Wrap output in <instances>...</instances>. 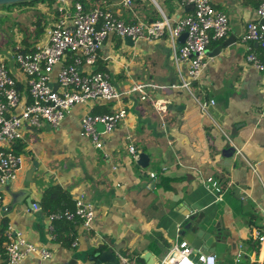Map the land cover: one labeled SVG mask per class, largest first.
I'll return each mask as SVG.
<instances>
[{
  "label": "crops",
  "instance_id": "obj_1",
  "mask_svg": "<svg viewBox=\"0 0 264 264\" xmlns=\"http://www.w3.org/2000/svg\"><path fill=\"white\" fill-rule=\"evenodd\" d=\"M86 1L87 8L96 6ZM102 1L127 24L151 23L166 16L174 27L192 11L180 0H161L160 8L152 0H135L131 6L121 0ZM211 1L228 15L230 31L208 46L211 59L190 88L168 87L188 74V64L173 58L176 46L183 43L180 37L174 46L167 29L159 40H135L130 46L124 38L111 35L99 52L96 68L108 73L123 92L120 100L76 105L57 128L45 123L23 129L22 137L11 145L18 149L23 144L18 150L22 168L15 181L2 186L0 260L5 257L8 224L14 234L22 232L29 242L51 251L50 258L30 255L22 264H89L96 249L110 244H117L120 258L147 264L145 253L151 252L158 261L164 258L184 238L182 229L191 218H208L213 224L222 218L227 236L216 245V264H236L239 254L238 264H264V240H260L264 235V74L247 59L250 51L260 53L261 46L243 42L247 24L258 19L257 9L264 0ZM39 3L29 10L36 18L31 28L20 27L27 39L21 36L11 47L0 44V58H6L25 95L27 77L13 55L18 48L36 49L47 43L48 26L43 25L38 40L31 35L37 16L49 15L53 21L59 16L55 0ZM26 8L21 5L17 11ZM6 15L0 12V22ZM11 26L16 28L15 23ZM59 70L57 65L50 75L53 84L58 83ZM139 82L163 88L149 90L151 98L143 100L140 93L130 91ZM197 98L215 99V104L202 111ZM154 101L181 107L161 112ZM119 107L127 108L128 117L104 136L103 149L96 148L81 134L83 115L111 113ZM130 144L137 153L150 156L147 167L136 162ZM161 175L167 177L165 183ZM210 176L224 188L220 197L207 185ZM52 186L59 188L53 194ZM81 195L95 207L92 230L87 231L79 220L50 218L55 208L74 209Z\"/></svg>",
  "mask_w": 264,
  "mask_h": 264
},
{
  "label": "built area",
  "instance_id": "obj_2",
  "mask_svg": "<svg viewBox=\"0 0 264 264\" xmlns=\"http://www.w3.org/2000/svg\"><path fill=\"white\" fill-rule=\"evenodd\" d=\"M55 1L59 16L46 28L47 43L38 45L33 51L13 55L20 71L27 77L28 95L20 91L6 58H0V206L5 200L2 186L15 181L22 168L23 158L11 145L22 137L24 128H41L45 123L57 128L76 105H85L96 99L116 101L122 97L123 92L113 84L109 74L96 68L99 52L109 36H131L134 40L152 42L161 39L168 29L169 38L176 46L177 39L186 32L185 42L176 46L173 58L178 63L188 64V74L180 83L168 87L190 88L208 66L211 59L207 56L208 46L227 37L230 31L228 15L217 10L211 0H180L183 5L194 4V9L179 19L174 27L166 16L151 23L127 24L108 7L86 8L82 0ZM134 1L121 0V3L131 6ZM152 1L160 8L161 0ZM257 15V20L247 24L243 42H256L264 49V24L260 23L264 18V2L257 9ZM247 59L264 74V57L250 51ZM57 65H60L59 87L54 89L50 75ZM84 65L93 69H80ZM157 88L163 86L139 82L130 91L140 93L145 100L151 98L149 90ZM197 102L204 111L215 104V99L197 98ZM154 104L159 111H167L166 103L154 101ZM127 117L125 107L111 113L88 112L81 120V134L96 148L103 149L104 136L112 133ZM98 123L104 124V130L97 128ZM129 150L133 155L137 154L135 145L130 144ZM151 175L156 176L154 172ZM206 181L209 189L220 197L224 191L220 182L214 176ZM33 207L38 209L39 205L33 203ZM95 217V207L84 195L77 199L74 209H61L50 214L54 221L79 220L87 231L92 230ZM12 228L8 224L5 230V257L0 264H22L25 258L35 254L44 259L52 256L50 250L29 242L22 232L14 234ZM50 229L53 230V224ZM260 240H264V235ZM194 250L192 244L183 238L157 264L217 263L215 253L199 252L195 255ZM241 259L239 254L236 264ZM120 264L134 263L124 256L120 258Z\"/></svg>",
  "mask_w": 264,
  "mask_h": 264
},
{
  "label": "water",
  "instance_id": "obj_3",
  "mask_svg": "<svg viewBox=\"0 0 264 264\" xmlns=\"http://www.w3.org/2000/svg\"><path fill=\"white\" fill-rule=\"evenodd\" d=\"M23 1H30V0H0V5H8L19 3ZM187 8L189 10L194 9V4H188ZM41 13V12H39ZM42 14V13H41ZM42 16V15H41ZM261 24H264V18L260 21ZM187 33L184 32L180 36V40L185 42ZM233 39V38H231ZM230 39V40H231ZM124 41L127 45L133 46L135 45V40L131 36H125ZM227 41V40H226ZM229 41V40H228ZM81 69V68H80ZM54 89H58L59 84L54 83L52 84ZM180 105L169 103L167 108L169 110H180ZM97 128L102 131L104 130V124L98 123ZM136 162L142 166L147 167L150 163V156L146 152H139L137 153ZM35 167L38 166V162L34 161ZM35 168L32 169L31 174L34 173ZM31 205L32 202H31ZM202 222V225H201ZM208 223L212 225L211 228H204L202 227ZM224 228L223 220L221 218L220 222H216L215 224L209 222L208 218H203L202 220H196L195 218H191L183 227L182 233L184 235V239L188 240L192 246L194 247V254H198L199 252L205 253H214L216 251V245L218 242H225L227 233H224L222 230ZM108 242V241H107ZM110 244V243H109ZM120 249L118 248L117 244H113L108 247L106 245L99 247L96 249L92 255L89 257V264H120ZM144 258L147 261V264H157L158 260L152 258L151 252H146Z\"/></svg>",
  "mask_w": 264,
  "mask_h": 264
},
{
  "label": "rangeland",
  "instance_id": "obj_4",
  "mask_svg": "<svg viewBox=\"0 0 264 264\" xmlns=\"http://www.w3.org/2000/svg\"><path fill=\"white\" fill-rule=\"evenodd\" d=\"M43 2L42 0L38 1ZM35 3V4H26L27 8L24 11H17L21 5L19 3H15L12 9L9 11H13V13L6 15L4 17L5 19L0 22V44L6 45V46H12L13 42L19 41V37H25L23 28L20 27H27L31 28V21L35 20L32 15L33 12L29 11L31 10V7L38 6L41 3ZM8 9L5 5H0V12H6ZM45 22L43 25L49 26L50 23L53 21V17L46 15V18L44 19ZM15 23L16 28L12 27L11 24ZM33 27V26H32ZM17 29V30H16Z\"/></svg>",
  "mask_w": 264,
  "mask_h": 264
},
{
  "label": "trees",
  "instance_id": "obj_5",
  "mask_svg": "<svg viewBox=\"0 0 264 264\" xmlns=\"http://www.w3.org/2000/svg\"><path fill=\"white\" fill-rule=\"evenodd\" d=\"M38 1H40V0H30V1H23V2H19V4L20 5H26V4H35V3H38ZM43 1V0H42ZM83 2H84V5L86 6V8H87V5L85 4L87 1L86 0H82ZM263 0H261V2H262ZM15 4V3H14ZM14 4H8V5H5L6 7H7V9L8 10H10V9H12V7L14 6ZM92 4L93 5H98V6H101V7H106L105 6V4H104V2L102 1V0H92ZM37 18H38V20H37V22L34 24L35 25V27H34V32H31V35L33 34L35 37H36V39L38 40V38L39 37H41L42 35H43V33H44V30H45V28L43 27V24H42V20H44V19H42V17H40V16H37ZM26 38L25 39H27V36H25ZM31 37L32 36H30V39H31ZM115 37V36H114ZM24 39V40H25ZM18 51L17 52H30V51H33L34 50V48L33 49H22V48H18L17 49ZM260 57H264V49L263 48H261V52L260 53H257ZM104 71V70H103ZM17 141V140H16ZM23 146V144H21L20 145V147L19 148H21ZM19 148L17 149V148H14L13 150L15 151V152H17V153H19L18 152V150H19ZM160 181H161V183H165L166 181H167V177L166 176H164V175H161V177H160ZM57 189H59L58 187H55V186H52L51 188H50V193L51 194H53V193H55V192H57ZM57 210H59V209H54L53 211H51V212H55V211H57ZM50 212V213H51ZM5 225H6V223H5ZM7 226V225H6ZM7 228V227H6Z\"/></svg>",
  "mask_w": 264,
  "mask_h": 264
},
{
  "label": "flooded vegetation",
  "instance_id": "obj_6",
  "mask_svg": "<svg viewBox=\"0 0 264 264\" xmlns=\"http://www.w3.org/2000/svg\"><path fill=\"white\" fill-rule=\"evenodd\" d=\"M37 12H38V11H37ZM6 13H7V14H11V13H13V11H9V10H7Z\"/></svg>",
  "mask_w": 264,
  "mask_h": 264
}]
</instances>
